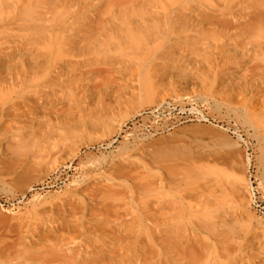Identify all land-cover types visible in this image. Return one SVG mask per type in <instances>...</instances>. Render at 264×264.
<instances>
[{"label": "rangeland", "instance_id": "374dc122", "mask_svg": "<svg viewBox=\"0 0 264 264\" xmlns=\"http://www.w3.org/2000/svg\"><path fill=\"white\" fill-rule=\"evenodd\" d=\"M51 1L46 34L0 8V264H264V45L200 53L186 19ZM58 37L61 75L38 63Z\"/></svg>", "mask_w": 264, "mask_h": 264}, {"label": "bare ground", "instance_id": "6f19581e", "mask_svg": "<svg viewBox=\"0 0 264 264\" xmlns=\"http://www.w3.org/2000/svg\"><path fill=\"white\" fill-rule=\"evenodd\" d=\"M23 1L24 0H11V1L0 0V8L1 9L13 8L12 10L15 9V15L10 16V15H12V14H10L7 17L8 19H10V21H13L16 23H17V21L18 22L22 21V23L19 22L22 25L21 27H23V25L25 27L30 25L31 26L30 30L33 29L34 25L36 26L34 28H39L40 25H42V28L45 29L44 33L46 34L47 30L49 31V28H50V25L47 23V21H50L52 24V20L56 21L58 19V16H57L58 14L55 13L56 10L54 11L53 7H52V9H50V11L52 10L51 13H53L54 15L53 16H52V14L48 15L49 5L52 3V1L51 0H35V1L33 0L29 4H26ZM62 1L63 0H60V4H62ZM67 1H66V4H67ZM93 1H95V0H93ZM98 1H101V0H98ZM199 1H200L199 3L198 2L196 3V0H179L178 1L179 3L178 2L174 3L175 5L173 7L167 8L165 6H162V5H164L162 0H110L109 7L106 11V14H107L106 18H100L99 20H101V22H103V23L109 24L118 15H120V14L128 15L130 13L131 15L128 16L130 21L129 20H127V21H129L131 23L136 22L139 24L146 23V25H148L149 21H150V24L152 27L154 20H158V22H159V20L160 21L163 19L165 20L168 17H172L176 21L177 20L179 21L181 19H186V22L181 24L180 29H181V31H184V32H193V33L186 34L187 40L186 39H184V40H186V41L193 40V41L197 42L198 44L196 45L197 48L195 50H197L200 53L201 52L204 53L205 49L207 51V48H210L211 46H213L214 48L222 47V48L230 49V51H233V52L235 51L237 53L241 52L243 55L247 54L248 52L251 53V51L257 52V51L263 49V45H264V0H212V1H210V0L209 1L199 0ZM55 3L56 2H54L51 5L52 6L55 5ZM161 3H163V4H161ZM36 4L39 8L36 7ZM71 4H73V3H71ZM77 5H78V2H77ZM62 7H60V5H59V9ZM162 7H163V9H160ZM41 8H43L44 10H41ZM45 9H47V10H45ZM75 9H77V8H75ZM84 10H85V8H84ZM170 10H172V12H170ZM66 11H68V9ZM70 11L71 10L69 8L68 12H70ZM9 12L11 13V11H9ZM12 12L14 13V11H12ZM59 12H61V11H59ZM71 12H74V11H71ZM68 14L70 15L71 13H68ZM171 15H173V16H171ZM61 19H63L65 21L66 17L62 16ZM85 19H87V18H85ZM125 20H126V18H125ZM151 21H153V22H151ZM169 22L170 21H167V23H169ZM45 23L48 24L49 26H47ZM70 23H72V22H70ZM113 24H115V22ZM15 25L17 27V24H15ZM62 25H63V23H62ZM142 25H144V24H142ZM122 26H123V24H122ZM132 26L134 27L135 25H132ZM154 26H155V24H154ZM67 27H68V25H67ZM140 27H141V29L143 28L141 25H140ZM157 27L158 26L156 25L155 29ZM12 28H14V27H12ZM27 28H29V27H27ZM52 28L53 29L55 28L54 25L52 26ZM134 28H136V27H134ZM65 30L69 31V29H67V28ZM36 31L38 32V30H35V32ZM35 32H34V34H35ZM49 32L51 33V31H49ZM6 33H7V31H6ZM34 34H33V38H35ZM29 35H32V32H30ZM22 36L23 35H21V37ZM59 37L57 38L58 40L55 41L56 46L51 48L50 51L43 52L41 55L42 60H40L38 63L42 64L41 67H44V71L51 68V70L56 69L55 71L59 74L60 72L57 70L60 69V65L61 66H67L68 65L67 61L61 60V58H59V57H62L64 53L69 54V53H67L69 49H66L65 45L64 46L61 45V43H60L61 41L59 40ZM34 41H36V39ZM45 42L46 41H44V43ZM182 43H183V41L180 42V44H182ZM184 44H186V47L188 46L187 43H184ZM11 48H12V46H11ZM212 48H211V50H209V49L208 50L211 52L213 51V53L210 52V54L214 55L215 52H214V50H212ZM241 48H244V49L241 50ZM39 49H41V48H39ZM220 49L217 51V53H215L216 55L218 54V56H219ZM7 50L9 51L8 48H7ZM238 50H240V51L238 52ZM1 51H5V50L1 49ZM187 51H189V49ZM215 51H216V49H215ZM224 51H226V50L224 49ZM205 54H207V53L205 52ZM222 54L220 55V57L222 56ZM232 54L230 55L231 57H233ZM201 55H203V54H201ZM234 55H235V53H234ZM7 56H9V54ZM240 57H242V55H240ZM222 58L223 57H221V59ZM226 58H225V60L229 59L228 56ZM240 61H241V58H240ZM107 63H108V61H107ZM261 67H263V65ZM60 71H61V69H60ZM59 75H61V74H59ZM65 76H63V77H65ZM61 79L62 78H60V76H58V75L55 76V78H53L50 76L49 73H47L45 75L44 79L36 81V82L31 81L30 84L35 83L37 85V83H38V86H40V87L42 86L43 88H48L49 86L51 87V86H54L55 84L57 85V83H59V82L64 83V81H63L64 79H62V80ZM54 93H55V91H54ZM259 93H261V92H259ZM259 95H261V94H259ZM47 96H48V94H47ZM262 99H263V97H262ZM40 100H42V98H40ZM263 104H264V102H263ZM262 109H264V108H262ZM260 111L262 112V110H260ZM254 112L256 113L258 111L255 110ZM256 115H257V113H256ZM196 213H199V212H196ZM104 222H106V221H104ZM78 225H80V224H78ZM110 226H111V224H110ZM116 226H117V224H116ZM96 227H99V226H96ZM119 227H120V225H119ZM180 253H182V252H180ZM180 253H179V255H180Z\"/></svg>", "mask_w": 264, "mask_h": 264}, {"label": "built area", "instance_id": "2783aa9c", "mask_svg": "<svg viewBox=\"0 0 264 264\" xmlns=\"http://www.w3.org/2000/svg\"><path fill=\"white\" fill-rule=\"evenodd\" d=\"M166 102H171V101H166ZM168 105L170 106V103ZM160 109L161 108H157L156 110H154V113H160ZM249 193L253 208L258 214L264 216V200L261 198V194L254 184H251V186L249 187Z\"/></svg>", "mask_w": 264, "mask_h": 264}]
</instances>
